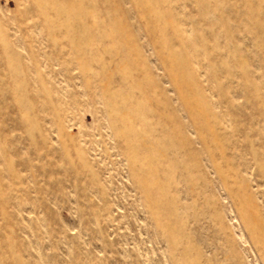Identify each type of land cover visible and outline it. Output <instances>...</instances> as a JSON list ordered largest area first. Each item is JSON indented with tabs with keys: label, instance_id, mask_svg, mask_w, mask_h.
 Wrapping results in <instances>:
<instances>
[{
	"label": "rangeland",
	"instance_id": "1",
	"mask_svg": "<svg viewBox=\"0 0 264 264\" xmlns=\"http://www.w3.org/2000/svg\"><path fill=\"white\" fill-rule=\"evenodd\" d=\"M0 264H264V0H0Z\"/></svg>",
	"mask_w": 264,
	"mask_h": 264
}]
</instances>
